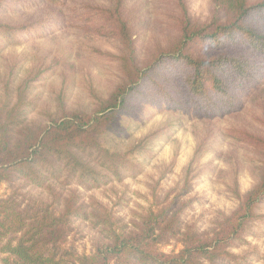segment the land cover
<instances>
[{
	"label": "trees",
	"instance_id": "1",
	"mask_svg": "<svg viewBox=\"0 0 264 264\" xmlns=\"http://www.w3.org/2000/svg\"><path fill=\"white\" fill-rule=\"evenodd\" d=\"M211 1L213 16L203 23L192 20L179 3L182 13L174 17L172 32L156 41L143 61L132 0H109L106 6L70 0H0V51L28 37L67 28L117 45L113 55L90 47L97 56H106L117 73L116 83L104 97L89 91L90 112H46L41 115L44 124L29 122L27 116L36 106L25 96L33 79L28 77L14 90L13 70L0 77V186L24 181L53 196V185L65 188L76 183L90 190L120 182L131 164L125 154L111 151L101 140L125 136L120 118L148 84L157 85L161 99L176 101L156 82L167 66L173 79L171 91L191 106L183 110L195 118L239 111L256 88L242 96L237 90L258 86L259 62L264 63V0ZM15 13L25 16L9 18ZM238 43L248 45L259 60L227 53ZM175 86L183 95L174 92ZM227 136L262 157L263 173L242 198L233 180L230 193L238 205L215 221L210 232L186 225L176 198L151 203L138 216L139 222L128 227L99 211L101 215L87 213L76 195L25 205L8 197L0 199V264H251V252L238 255L233 250L247 244L245 237L264 217L258 214L264 203V137L239 129L228 130ZM91 217L106 243L80 255L66 247L70 225L74 219ZM170 241L181 249L173 254L160 251L159 246Z\"/></svg>",
	"mask_w": 264,
	"mask_h": 264
},
{
	"label": "rangeland",
	"instance_id": "2",
	"mask_svg": "<svg viewBox=\"0 0 264 264\" xmlns=\"http://www.w3.org/2000/svg\"><path fill=\"white\" fill-rule=\"evenodd\" d=\"M91 2L106 6L109 0H70ZM183 4L192 20L207 22L213 16L211 0H132L136 12L138 42L143 61L153 51L154 43L163 40L181 15ZM28 13V12H27ZM25 14H11L12 20H21ZM96 47L104 55L117 52V45L108 38L85 35L75 29H53L43 36L28 37L18 46L0 51V77L13 70V89L32 78L26 91V101L36 106L28 114V121L44 124L43 113L59 111L90 112L89 91L104 97L117 81L114 65L107 57H99L90 50ZM229 54L245 55L259 60L248 45L238 43L227 48ZM173 68H175L173 66ZM259 85L237 90L239 96L250 91L243 105L234 114L208 118H195L183 107L188 103L171 91V67L156 79L157 84L172 94L175 102L161 99L159 90L144 88L142 95L132 99L128 112L119 125L125 136L102 138V144L111 151L125 154L131 170L116 180L87 190L76 183L65 188L52 186L55 197H78L87 213L109 215L118 225L132 227L138 216L151 203H167L176 198L177 207L186 225L200 232H210L214 222L232 212L238 201L231 195L233 180L238 182L239 194L244 197L260 180L263 159L227 136L230 129H239L264 137V63L259 62ZM257 83V84H258ZM256 86V87H255ZM148 88V89H147ZM182 89L175 86L174 92ZM16 94L14 96L16 97ZM63 106V107H60ZM47 191L24 181L0 186V199L13 197L19 203H49ZM101 212V214L99 212ZM258 214L264 216V203ZM96 220L74 219L70 225L66 247L80 255H89L94 247L106 243ZM247 244L233 250L235 254L251 252V264H264V217L255 224L253 234L245 237ZM165 254L177 253L181 246L175 241L159 246Z\"/></svg>",
	"mask_w": 264,
	"mask_h": 264
}]
</instances>
